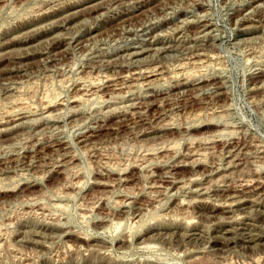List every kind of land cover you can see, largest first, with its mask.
<instances>
[{"label":"rangeland","instance_id":"374dc122","mask_svg":"<svg viewBox=\"0 0 264 264\" xmlns=\"http://www.w3.org/2000/svg\"><path fill=\"white\" fill-rule=\"evenodd\" d=\"M263 84L264 0H0V264H264Z\"/></svg>","mask_w":264,"mask_h":264},{"label":"bare ground","instance_id":"6f19581e","mask_svg":"<svg viewBox=\"0 0 264 264\" xmlns=\"http://www.w3.org/2000/svg\"><path fill=\"white\" fill-rule=\"evenodd\" d=\"M195 46V45H194ZM69 47V46H68ZM163 49V48H162ZM127 51V50H126ZM98 54V53H97ZM141 53H139V52H134L133 54H132V56H134V57H136V56H139ZM214 56V55H213ZM188 58V57H187ZM204 63V62H203ZM110 65V64H109ZM196 66V65H195ZM95 69V68H94ZM92 70V69H91ZM153 70V69H152ZM190 72V71H189ZM156 73H157V70L155 69V70H153V71H151V70H145V71H140L139 73L137 72V75H139V77H140V80L141 79H151V78H154V77H156ZM194 73V72H193ZM196 73V72H195ZM196 75V74H195ZM131 76H133V74H131ZM174 76V75H173ZM179 76V75H178ZM177 76V77H178ZM184 76V75H183ZM91 77V76H90ZM97 77V76H96ZM129 78H130V75L128 76ZM139 77H137V78H139ZM180 77V76H179ZM178 77V78H179ZM189 77V76H188ZM132 78V77H131ZM136 78V79H137ZM176 77H174V79H175ZM101 79V78H100ZM100 79H95L94 81H92V83L90 84V86L88 87L89 89H88V91H89V96H87L88 95V91H86L87 92V95L85 94V95H79V96H76L77 98H74L73 100H75L76 99V101L74 102V103H76V102H82L86 97H88L86 100L88 101V100H90V99H92V100H95L94 98H93V95H95V93L93 94V92H96V91H98V90H100L102 87H105L104 86V84H108L109 82H111V80H109L108 78L106 79V81L105 82H103L102 80H100ZM128 79V78H127ZM196 79V78H195ZM139 80V79H138ZM169 80H170V78H169ZM179 81H181V79H178ZM183 80V79H182ZM90 81V80H89ZM178 81V82H179ZM183 82H185V81H183ZM187 82V81H186ZM112 83V82H111ZM145 83V82H144ZM141 85V84H140ZM188 85V84H187ZM264 85V84H263ZM185 86V83H182V82H179L178 84H177V86H176V88H178V89H180V88H182V87H184ZM166 87V86H165ZM19 89V88H18ZM183 90V89H182ZM100 92V91H99ZM92 93V95H90ZM83 94V93H82ZM100 95V94H99ZM96 96V95H95ZM94 96V97H95ZM85 97V98H84ZM91 97V98H90ZM97 98V97H96ZM61 99V98H60ZM169 99V98H168ZM180 99V98H179ZM72 100V101H73ZM86 100L85 101H83V102H85L86 103ZM106 100V99H105ZM50 101V100H49ZM48 101V103H46V106H45V115L46 114H48V115H51V113H52V109L54 108V106H55V103H54V101H50L49 102ZM72 101H71V103H72ZM91 101V100H90ZM101 101H103V100H101ZM89 102V101H88ZM87 102V103H88ZM65 104V103H64ZM165 104V103H164ZM85 105V104H84ZM43 106V105H42ZM59 106V105H58ZM135 108V107H134ZM133 108V109H134ZM138 109V108H137ZM73 110V109H72ZM94 112V111H93ZM48 115H46V116H48ZM49 117V116H48ZM47 117V118H48ZM24 118H26L25 117V115L23 114V113H16V114H14V115H12V117H11V123H14V122H18V121H20V120H23ZM139 121V120H138ZM8 123H10V122H8ZM19 123V122H18ZM7 124V123H6ZM16 124H14V126H15ZM6 131V130H5ZM226 132V131H225ZM228 132H230V131H228ZM7 133V132H6ZM92 134L89 136V137H93L92 135H94L95 133H94V131L93 132H91ZM218 136V135H217ZM85 138V140L88 138V136H84ZM224 137V136H223ZM82 141H83V139H82ZM83 143H85V142H83ZM255 144V143H254ZM177 145V144H176ZM96 148V147H95ZM91 149V148H90ZM89 151V150H88ZM246 151V150H245ZM146 154V153H145ZM195 155V154H194ZM205 156V155H204ZM213 157V156H212ZM237 157V156H236ZM246 157V156H245ZM257 157V156H256ZM196 160V159H195ZM33 161V160H32ZM199 162V161H198ZM197 163V162H196ZM258 165V164H257ZM135 166H136V164H135ZM220 170V169H219ZM258 170V169H257ZM191 182L190 183H194V182H197L196 181V178L195 179H191L190 180ZM70 184V183H69ZM107 184V183H106ZM245 184V183H244ZM149 186V185H148ZM246 188V187H245ZM195 190V189H194ZM258 195V194H257ZM232 197V196H231ZM245 199V198H244ZM243 199V200H244ZM188 202H190V201H188ZM237 203V202H236ZM232 206H234V204H231ZM230 204L228 205V206H231ZM236 205V204H235ZM42 208V207H41ZM230 209V208H229ZM232 209V208H231ZM234 210V209H233ZM37 211V210H36ZM95 212V211H94ZM88 215V214H87ZM90 215V214H89ZM244 215V214H243ZM195 216V215H194ZM198 217V216H197ZM155 220V219H154ZM109 221V220H108ZM194 221V220H193ZM110 222V221H109ZM112 222V221H111ZM189 223V222H188ZM198 223V222H197ZM9 224V223H8ZM111 224V223H110ZM109 224V225H110ZM107 227V226H106ZM122 227H123V223H121V222H117V223H113L112 222V225H110L107 229H110V230H108V232L109 231H111V229L112 230H114V233H116L117 231H119V232H121V229H122ZM124 228V227H123ZM135 229V228H134ZM116 231V232H115ZM112 232V231H111ZM122 233V232H121ZM118 234V233H117ZM255 240L254 239H252V237H251V240L249 239V242L250 243H252V242H254ZM1 245V244H0ZM155 246V245H154ZM152 247L148 244V246L146 247V249H151Z\"/></svg>","mask_w":264,"mask_h":264}]
</instances>
